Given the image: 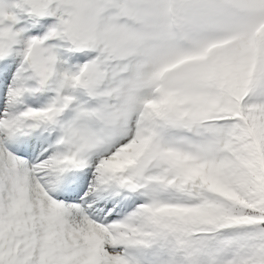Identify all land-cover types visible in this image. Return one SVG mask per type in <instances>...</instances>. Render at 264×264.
I'll return each mask as SVG.
<instances>
[{"label":"snow or ice","instance_id":"obj_1","mask_svg":"<svg viewBox=\"0 0 264 264\" xmlns=\"http://www.w3.org/2000/svg\"><path fill=\"white\" fill-rule=\"evenodd\" d=\"M0 264H264V0H0Z\"/></svg>","mask_w":264,"mask_h":264}]
</instances>
